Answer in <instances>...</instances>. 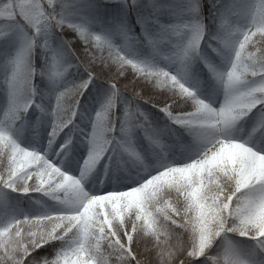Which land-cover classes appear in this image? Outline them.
I'll return each instance as SVG.
<instances>
[{"label": "snow or ice", "instance_id": "obj_1", "mask_svg": "<svg viewBox=\"0 0 264 264\" xmlns=\"http://www.w3.org/2000/svg\"><path fill=\"white\" fill-rule=\"evenodd\" d=\"M0 264H264V0H0Z\"/></svg>", "mask_w": 264, "mask_h": 264}]
</instances>
